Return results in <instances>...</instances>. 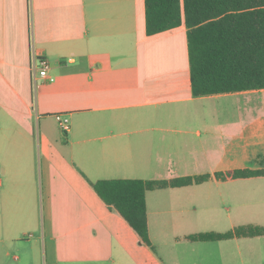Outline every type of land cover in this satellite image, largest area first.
Returning a JSON list of instances; mask_svg holds the SVG:
<instances>
[{"label":"crops","instance_id":"obj_1","mask_svg":"<svg viewBox=\"0 0 264 264\" xmlns=\"http://www.w3.org/2000/svg\"><path fill=\"white\" fill-rule=\"evenodd\" d=\"M188 31L148 35L145 0H0V264H165L156 246L176 253L182 237L193 250L214 243L191 241L199 228L264 216V175H215L264 171V132L197 108L264 90L194 97ZM41 58L53 82L35 71ZM206 174L147 193L152 248L94 189ZM248 239L220 242L253 258Z\"/></svg>","mask_w":264,"mask_h":264},{"label":"trees","instance_id":"obj_2","mask_svg":"<svg viewBox=\"0 0 264 264\" xmlns=\"http://www.w3.org/2000/svg\"><path fill=\"white\" fill-rule=\"evenodd\" d=\"M146 31L159 34L185 25L194 97L264 90V0H145ZM243 179L263 170L239 169L215 174ZM210 174L171 181L112 180L94 184L97 195L116 209L141 240L149 238L146 195L163 188L207 182ZM234 237H264V227L243 226L227 233H202L193 242H220Z\"/></svg>","mask_w":264,"mask_h":264},{"label":"rangeland","instance_id":"obj_3","mask_svg":"<svg viewBox=\"0 0 264 264\" xmlns=\"http://www.w3.org/2000/svg\"><path fill=\"white\" fill-rule=\"evenodd\" d=\"M37 66H39L37 62ZM39 75V74H38ZM204 104V105H203ZM209 108L211 111H221V112H235L236 123H241L242 128L250 127L256 128L257 132H264V91L259 92L257 94H252L250 96H242L236 97L232 99H221L215 101H203L201 105H198L197 108L200 110H204ZM219 121V120H218ZM259 150L262 148H258ZM251 167H255V164H249ZM254 226L264 227V216L259 218H255ZM240 227V225H238ZM243 226V225H242ZM207 228H199L198 231H194L192 233H207V232H216V233H227L231 228L228 226H220L217 228L216 226L209 228L210 230H205ZM183 245H178L176 248V253L172 252L170 248L156 246L155 250L158 251L161 259L165 264H168L167 257L169 254H172L174 257L181 259L182 264H190L191 259L197 260L198 258H204L207 262L205 264H242L241 260H247V264H264V237H258L253 239H248L247 241H243L246 243H242L243 251H247L249 253V249L247 245L251 243V246L254 247L253 251L255 255L253 258H234L233 256H237V246H233L231 242H214L207 244H195L192 250V246H186L185 238H180ZM250 242V243H249ZM174 245V243H173ZM236 261V262H235ZM193 264H197L194 261Z\"/></svg>","mask_w":264,"mask_h":264},{"label":"built area","instance_id":"obj_4","mask_svg":"<svg viewBox=\"0 0 264 264\" xmlns=\"http://www.w3.org/2000/svg\"><path fill=\"white\" fill-rule=\"evenodd\" d=\"M38 64H39V66H36V68H35V71L39 74L38 76L44 80H48L50 82H53L54 79L50 78L48 75V71L50 68L48 60L45 58H41L38 60ZM55 117H56V120H57L58 124L60 125V127L66 132L69 131V129H70L69 119L67 117L61 115V114H57Z\"/></svg>","mask_w":264,"mask_h":264}]
</instances>
